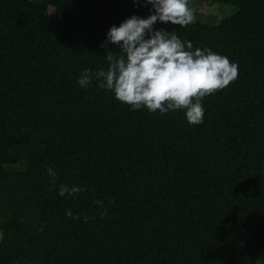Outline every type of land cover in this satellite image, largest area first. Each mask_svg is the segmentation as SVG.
<instances>
[{"label": "trees", "instance_id": "obj_1", "mask_svg": "<svg viewBox=\"0 0 264 264\" xmlns=\"http://www.w3.org/2000/svg\"><path fill=\"white\" fill-rule=\"evenodd\" d=\"M209 1L237 12L218 25H154L238 65L191 125L184 110H132L95 79L78 84L119 50L105 44L109 27L147 17L150 4L0 0V264H257L264 0ZM20 162L26 171L3 169ZM61 184L83 191L61 196Z\"/></svg>", "mask_w": 264, "mask_h": 264}, {"label": "clouds", "instance_id": "obj_2", "mask_svg": "<svg viewBox=\"0 0 264 264\" xmlns=\"http://www.w3.org/2000/svg\"><path fill=\"white\" fill-rule=\"evenodd\" d=\"M139 4L141 0H132ZM152 11L147 17L131 15L118 26L112 25L105 44L118 46L108 51L106 69H85L78 84L87 88L95 79L99 87L132 110L146 108L165 114L184 110L191 125L203 122V100L226 88L238 77V65L209 48H195L182 41L175 30L156 29L157 22L187 27L195 20L189 0H143ZM55 183L57 173L47 169ZM83 191L78 186L59 185V195ZM67 216L72 217L69 211ZM78 218V217H72ZM2 235V234H0Z\"/></svg>", "mask_w": 264, "mask_h": 264}, {"label": "rangeland", "instance_id": "obj_3", "mask_svg": "<svg viewBox=\"0 0 264 264\" xmlns=\"http://www.w3.org/2000/svg\"><path fill=\"white\" fill-rule=\"evenodd\" d=\"M189 6L194 9L195 20L200 21L202 24L218 25L221 19L234 15L237 8L232 5L224 3H214L209 0H189ZM50 12H54V7H50ZM3 169L12 173H20L27 170V164L20 162L13 165H4ZM0 234L2 232L0 231ZM3 234L0 235V242ZM229 242L238 250L243 248V243L238 240L235 234H230L228 237ZM257 264H264V251L257 253Z\"/></svg>", "mask_w": 264, "mask_h": 264}]
</instances>
